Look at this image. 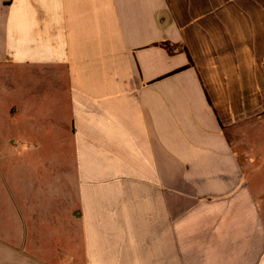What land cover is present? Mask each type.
I'll return each instance as SVG.
<instances>
[{
    "label": "crops",
    "instance_id": "1",
    "mask_svg": "<svg viewBox=\"0 0 264 264\" xmlns=\"http://www.w3.org/2000/svg\"><path fill=\"white\" fill-rule=\"evenodd\" d=\"M1 97L0 264H264V0H0Z\"/></svg>",
    "mask_w": 264,
    "mask_h": 264
},
{
    "label": "rangeland",
    "instance_id": "2",
    "mask_svg": "<svg viewBox=\"0 0 264 264\" xmlns=\"http://www.w3.org/2000/svg\"><path fill=\"white\" fill-rule=\"evenodd\" d=\"M2 82V81H1ZM7 84V83H5ZM7 92H8V89H7ZM7 97V96H6ZM6 97H1L0 98V104H1V107L2 109L1 110H4L6 106H8V100ZM3 125H5V122L3 123ZM3 125H0L2 128H3ZM6 126V125H5ZM6 128V127H5ZM0 153H2L3 157L1 156V159H6V155L8 156V151L7 150H3L1 151Z\"/></svg>",
    "mask_w": 264,
    "mask_h": 264
}]
</instances>
